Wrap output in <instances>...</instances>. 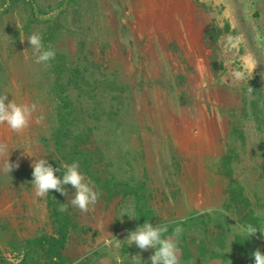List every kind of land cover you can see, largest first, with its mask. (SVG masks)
<instances>
[{"label":"rangeland","instance_id":"1","mask_svg":"<svg viewBox=\"0 0 264 264\" xmlns=\"http://www.w3.org/2000/svg\"><path fill=\"white\" fill-rule=\"evenodd\" d=\"M33 1L0 0V95L38 106L23 133L0 125L19 162L0 171V264H151L155 249L126 242L149 221L135 196L107 192L81 167L99 201L82 213L67 186V240L49 254L59 227L48 196L34 197L31 164L53 166L60 113L69 152L102 182L139 187L165 236L183 229L180 264H254L264 235L235 225L264 231V0ZM34 33L56 52L47 67L34 63ZM233 71L247 78L231 82Z\"/></svg>","mask_w":264,"mask_h":264},{"label":"clouds","instance_id":"2","mask_svg":"<svg viewBox=\"0 0 264 264\" xmlns=\"http://www.w3.org/2000/svg\"><path fill=\"white\" fill-rule=\"evenodd\" d=\"M23 40L24 39L21 41L23 42ZM27 40L31 45L35 64L47 67L49 62L55 59L56 52L51 47L47 49L44 47L42 38L39 34L34 33L30 35ZM25 59H27V57H25ZM254 69L255 67L251 70V73L248 74L251 76V79ZM230 75L231 82H241L247 78L246 74L241 71H233ZM227 80L228 79L225 80L226 83ZM252 90L253 88L249 87V92ZM7 99L8 95H0V125L6 124L12 132L21 134L29 127L33 113L37 111L38 106L35 103L31 105H18L14 100L5 103ZM9 156L8 144L0 142V158L6 157L3 164L0 165V171L8 175H10L13 169L19 168V162L10 163ZM31 167L33 169V179L30 184L36 199L46 198L50 190H55L67 197L68 192L64 186L71 185L75 192L69 203L73 207L78 208L82 213H87L90 206H95L98 203L100 194L98 191L94 190V185H92L90 181H87L81 174L78 162L72 164L65 163L62 165L64 169L62 179L55 175L57 171H61V168H53L46 159H34ZM67 204L68 203L61 204L59 211L66 212ZM201 211L202 214H204L211 213L214 210L206 208ZM225 216L229 215L225 213ZM180 223H182V221H180ZM235 226L236 235L245 236L247 239L254 236L258 231L264 235V231H261L252 224H236ZM104 227L105 226H101V230H104ZM168 231V224L153 226L149 221H145L143 225L137 226L134 231L128 233L126 242L129 246L134 243L141 251L155 249L154 253L149 257L151 264H180L178 238L183 229L180 226H176L171 236H165ZM120 242V240L116 239V248H119ZM252 255L254 256V264H264V254H262L259 249L253 252ZM135 257L136 256L133 258Z\"/></svg>","mask_w":264,"mask_h":264},{"label":"trees","instance_id":"3","mask_svg":"<svg viewBox=\"0 0 264 264\" xmlns=\"http://www.w3.org/2000/svg\"><path fill=\"white\" fill-rule=\"evenodd\" d=\"M13 1V0H10ZM33 7L34 1L33 0H28ZM60 122L61 124L59 125L58 129L55 131V143H56V148L58 151V156L54 159L53 161V167L54 168H61V171L59 173V178H63V167L62 165L67 163V164H72L74 162L79 163V167H81V172H86L87 176L94 181L98 187L104 188L107 192L114 194V193H124V194H133L135 196V201H136V208H137V214L140 216L141 219L143 220H149L150 222H156V215L154 212L144 208L142 205H139L141 202V193L140 189L137 186H132L131 184L124 182V181H107V182H102L101 179L94 173L92 170L90 161L86 156H84L81 153H73L69 152L66 149V141H65V125L66 121L64 119V116L61 115L60 113ZM230 168H228V171L230 172ZM56 175V174H55ZM67 186H64L67 189ZM62 197L59 192H56L55 190H50L48 198L53 206V216L58 223V233L59 237L57 238H52L48 240L49 242V247H48V252L51 255L58 256L59 257V249L62 248L67 240V235H68V227L70 224V220L68 219L69 215L66 212H61L59 211V208L62 204ZM42 242V237H37L34 240L35 242ZM56 264H61L60 261H57Z\"/></svg>","mask_w":264,"mask_h":264}]
</instances>
